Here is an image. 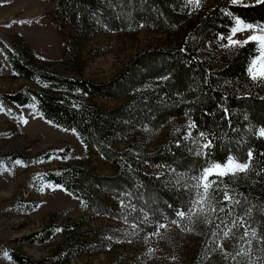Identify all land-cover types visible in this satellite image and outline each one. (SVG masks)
<instances>
[{
	"label": "trees",
	"instance_id": "1",
	"mask_svg": "<svg viewBox=\"0 0 264 264\" xmlns=\"http://www.w3.org/2000/svg\"><path fill=\"white\" fill-rule=\"evenodd\" d=\"M207 2L200 0L196 7L188 0H58V23L71 19L74 29L92 19L104 31L133 34L143 28L170 35L187 24L173 46L156 45L136 53L106 82L36 69L0 40V52L14 74L43 83L39 88L24 86L4 93L3 101L18 106L34 103L45 120L74 131L87 151H96L101 161L115 167L112 175L98 174L92 166L80 163L39 173L41 181L59 185L81 201L82 215L71 223L75 229L92 215L115 221L80 232L88 235L90 243L97 241V251L117 241L150 244L149 237L161 225L174 223L198 241L197 263L220 248L227 229L238 241L250 239L260 257L264 252V136L259 134L264 129V82L248 74L258 46L249 42L232 47L224 38L234 18L263 25L264 2L247 6L230 0ZM27 50L33 52L30 47ZM92 95L130 96L106 108L95 103ZM174 119L180 120L154 149H147ZM209 141L210 147L203 148ZM118 142L126 145L119 148ZM249 152V169L210 177L216 180L209 192L211 203L193 208L197 193L203 191L194 178L229 157L243 163L249 160ZM46 155L14 152L1 159L35 164ZM144 166L158 172L146 171ZM200 207L203 212L197 210ZM178 211L188 215L181 218ZM54 233L55 227L48 225L22 240L41 244ZM85 243L73 239L41 260L16 251L9 256L15 264H70L71 247L80 253ZM234 246L225 250L220 264H251Z\"/></svg>",
	"mask_w": 264,
	"mask_h": 264
},
{
	"label": "rangeland",
	"instance_id": "2",
	"mask_svg": "<svg viewBox=\"0 0 264 264\" xmlns=\"http://www.w3.org/2000/svg\"><path fill=\"white\" fill-rule=\"evenodd\" d=\"M215 1L208 0L207 4ZM257 2L236 0L233 4L247 6ZM58 6V0H0V40L36 69L80 76L93 82L111 80L138 52L156 45L173 46L187 28V24H183L170 35L143 28L127 34L124 31H104L90 19L84 26L74 29L71 19L66 24L58 23ZM254 34L264 33L257 26L237 32L232 38L244 41ZM27 47L33 52H28ZM257 56L259 51L253 59ZM42 84L16 76L0 52V264H15L9 256L10 251L41 260L56 246L68 244L73 239L86 243L80 253L71 247L74 256L70 264H220L225 250L233 245L251 264H264V252L261 258L250 239L238 241L230 229L225 231L228 235L223 236L220 248L197 263L198 241L191 236L192 233L174 223L164 225L155 236L149 237L150 244L117 241L109 243L105 251H97V245H94L97 241L90 243L88 235L82 236L80 232L115 221L92 215L75 229L71 223L82 215L81 201L63 187L41 181L39 173L56 166L80 163L92 166L98 174L112 175L115 167L101 161L96 151H87L74 131L45 120L34 103L18 106L3 101L1 97L24 86L39 88ZM129 96L110 99L92 95L91 98L98 105L112 108ZM179 120L174 119L162 127L147 149H154L168 128ZM125 145V142L115 144L119 148ZM14 152L32 157L48 155L35 164L1 159ZM143 169L158 172L148 166ZM119 224L122 227V221ZM48 225L55 227V233L44 243L28 244L22 240L23 236Z\"/></svg>",
	"mask_w": 264,
	"mask_h": 264
},
{
	"label": "snow or ice",
	"instance_id": "3",
	"mask_svg": "<svg viewBox=\"0 0 264 264\" xmlns=\"http://www.w3.org/2000/svg\"><path fill=\"white\" fill-rule=\"evenodd\" d=\"M189 3L195 4L196 7L200 6V0H188ZM236 0H233V3H235ZM258 2H264V0H258ZM231 15V14H229ZM235 19V26L231 29V34L227 37H224L229 41V45L232 47L237 46H243L244 44H247L249 42H256L258 46L259 56H257L255 59H253L248 67V74L253 80H260L264 82V34L260 35H252L249 36L246 40L240 41V40H234L232 37L237 33L248 29H254L257 26L245 23L244 21L240 20L239 18ZM262 33H264V25L258 26ZM27 121H25L26 123ZM259 134L261 136H264V129H260ZM201 136L204 134L201 133ZM211 145V141L203 145V148H209ZM249 160H246L245 162L241 163L238 162L235 158L229 157L227 162L224 164L219 163H213L209 167L205 168L203 173L198 178H194L197 180V188H202V192H198L197 195L199 199L193 202V208H196V205H204L205 202L211 203L209 199V192L213 187L216 185L215 179H209L210 177H224L228 175H236L238 172H245L250 167V158L252 156V153L249 152L248 154ZM19 163V161H18ZM225 199H230L229 196L225 195ZM200 212H203V207H200L197 209ZM214 211V209H213ZM222 211V209H221ZM177 215L181 218L188 215L185 211H178ZM163 227V225H161ZM247 234V233H246ZM225 236L228 235L227 232L224 233ZM253 236H255V232L252 233ZM5 256H7V253H4Z\"/></svg>",
	"mask_w": 264,
	"mask_h": 264
}]
</instances>
